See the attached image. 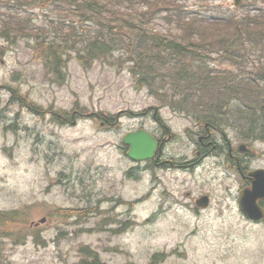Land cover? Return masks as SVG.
I'll return each mask as SVG.
<instances>
[{
	"label": "rangeland",
	"instance_id": "1",
	"mask_svg": "<svg viewBox=\"0 0 264 264\" xmlns=\"http://www.w3.org/2000/svg\"><path fill=\"white\" fill-rule=\"evenodd\" d=\"M169 1L184 15L207 18L264 10L250 0L238 8L233 0ZM167 16L154 15L153 31L176 29L175 18ZM62 20L78 18L42 0H0V213H15L4 222L21 229L17 243L0 230V264H264V222L243 217L232 199L236 188L230 180L222 184L215 159L192 169H152L126 156L123 135L156 133L157 110L174 135L165 157L176 165L194 160L192 142L204 129L194 115L171 109L163 92L157 99L138 89L118 51L86 69L71 58L59 76L34 57L28 29L48 26L54 37L52 26ZM249 56L247 72L258 63L256 50ZM241 124L225 129L234 142L248 126ZM256 148L264 152V142ZM258 163L264 166V156ZM201 195L210 205L196 211ZM57 209L83 213L54 215Z\"/></svg>",
	"mask_w": 264,
	"mask_h": 264
},
{
	"label": "trees",
	"instance_id": "2",
	"mask_svg": "<svg viewBox=\"0 0 264 264\" xmlns=\"http://www.w3.org/2000/svg\"><path fill=\"white\" fill-rule=\"evenodd\" d=\"M42 1L65 6L78 18L77 23L66 26L54 24V37L45 28L28 31V36L34 38V57L56 76L66 68L68 50L85 68L118 51V59L127 64L138 87L146 88L157 99H163L159 92L165 97L167 94L173 110L194 115L201 125L249 122L246 130L264 140V48L257 49L264 43L263 9L240 19L207 18L184 15L183 8L169 0ZM250 1L264 4V0ZM163 12L170 15L169 19L175 18L176 23V29L165 34L151 27L154 15ZM253 49L258 53V63L252 61L255 70L247 72L243 66L250 64L248 60L253 56L249 52ZM215 61H225L234 68H217ZM238 70L242 73L238 74ZM157 83L164 87L158 90ZM232 103L236 105L234 109ZM34 111L40 113L38 109ZM82 213L78 209L54 210V215L78 218ZM14 215L0 213V230L9 231L2 237L13 236L17 243L21 229L9 222ZM6 217L9 221L4 222ZM156 259L157 256L153 263Z\"/></svg>",
	"mask_w": 264,
	"mask_h": 264
},
{
	"label": "flooded vegetation",
	"instance_id": "3",
	"mask_svg": "<svg viewBox=\"0 0 264 264\" xmlns=\"http://www.w3.org/2000/svg\"><path fill=\"white\" fill-rule=\"evenodd\" d=\"M155 114L154 120L158 130L152 135L159 144V149L156 151L154 159L149 163L152 169H170L180 166L186 169H192L210 158L215 159V167L221 171L224 177V179H222V184L226 183L225 180H230V184L234 185L236 188L237 196L232 198L234 202L237 201L238 194L241 190L252 186V181L255 180L253 175L260 173V171H264V166L258 163L262 161L264 152L256 148L258 143L263 142L250 134L249 131H247L246 136H241L237 139V142H234L227 136V131L225 129L232 128L235 125V121L216 122L212 126H205L202 132H196L197 139L192 142L195 159L185 162L182 165L174 164V160L166 158L164 153L165 144L170 142L174 135L169 127L162 121L158 112ZM244 124L245 122H242L241 126ZM247 125H250V123L247 122ZM240 144H245L255 153L253 155H248L240 152L237 149ZM227 187H230L229 184ZM236 203L238 204V201ZM257 204L264 211V200H257ZM263 221L264 218L260 222Z\"/></svg>",
	"mask_w": 264,
	"mask_h": 264
},
{
	"label": "water",
	"instance_id": "4",
	"mask_svg": "<svg viewBox=\"0 0 264 264\" xmlns=\"http://www.w3.org/2000/svg\"><path fill=\"white\" fill-rule=\"evenodd\" d=\"M235 6L239 5V0H234ZM124 144L129 146L128 156L134 161H147L151 159L155 153L156 142L154 139L143 130L136 133H129L124 137ZM243 153L252 154L244 145L238 148ZM264 199V177L258 176L257 181L252 187V191L244 190L240 194V207L244 215L253 221L261 220L263 217L262 211L257 206L256 201ZM209 198L202 196L196 200V206L207 208ZM43 222V221H42Z\"/></svg>",
	"mask_w": 264,
	"mask_h": 264
},
{
	"label": "bare ground",
	"instance_id": "5",
	"mask_svg": "<svg viewBox=\"0 0 264 264\" xmlns=\"http://www.w3.org/2000/svg\"><path fill=\"white\" fill-rule=\"evenodd\" d=\"M113 52V51H112ZM219 173V172H218ZM252 187H254V184L252 183V186L250 187V188H247V190H249V191H252ZM259 200V199H258ZM262 200H264V199H262ZM256 203H257V201H256ZM209 205H210V201H209ZM257 206H258V204H257ZM259 207V206H258ZM198 208H200V207H198ZM238 208H239V210H240V212L242 213V215H244V213L242 212V210H241V207H240V202H238ZM259 209H260V211H262V213H263V217H262V219L264 218V211H263V209H261L260 207H259Z\"/></svg>",
	"mask_w": 264,
	"mask_h": 264
}]
</instances>
